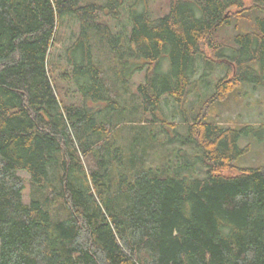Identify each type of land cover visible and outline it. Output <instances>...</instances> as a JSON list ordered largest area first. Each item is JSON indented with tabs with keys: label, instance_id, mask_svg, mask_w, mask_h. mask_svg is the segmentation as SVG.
I'll use <instances>...</instances> for the list:
<instances>
[{
	"label": "trees",
	"instance_id": "1",
	"mask_svg": "<svg viewBox=\"0 0 264 264\" xmlns=\"http://www.w3.org/2000/svg\"><path fill=\"white\" fill-rule=\"evenodd\" d=\"M122 1L0 0V264H264V166L234 165L246 151L240 134L252 127L200 114L186 124L194 152H183L192 162L146 166V144L125 156L110 115L87 108L98 100L116 105L111 97L120 96L93 60L95 28L121 63L145 69L137 88L144 111L164 97L185 104L205 65L221 72L208 103L243 83L264 86V0H169L159 17L136 0L129 29L112 33L99 19ZM244 14L251 30L231 42L215 39ZM66 17L80 29L59 72L51 54ZM54 73L72 77L79 104L61 101ZM20 171L31 186L49 188L43 198L24 201ZM55 197L64 218L50 211Z\"/></svg>",
	"mask_w": 264,
	"mask_h": 264
},
{
	"label": "rangeland",
	"instance_id": "2",
	"mask_svg": "<svg viewBox=\"0 0 264 264\" xmlns=\"http://www.w3.org/2000/svg\"><path fill=\"white\" fill-rule=\"evenodd\" d=\"M107 0H85L86 3H95L98 6L106 5ZM142 7L144 4L153 17H159L166 14L169 10V0H137ZM246 5L250 0H245ZM121 7L115 14L101 16L99 22L102 26L109 27L112 33H117L122 27L129 29L128 25V7L132 6L136 0H123ZM144 2V4H143ZM143 4V5H142ZM142 5V6H141ZM252 19L249 14L240 15L232 18L227 25L221 26L214 34L215 39L221 42H231L232 37L243 30L253 28ZM80 23L69 17H66L57 34L52 49L51 60L60 64V70L64 68L65 48L72 44L79 34ZM124 25V26H123ZM98 28L89 32L91 38V48L93 60L99 61L103 66L105 76L108 78L111 94L117 89L120 98L111 97L116 103L108 104V101H91L88 109H97L110 115L109 125L115 127L111 135L117 137L119 146H123L124 155L136 156L141 153L143 143L146 144L144 153L140 155L145 165H161L164 160L173 161L175 165L183 161H193L191 158H185V151L191 155L194 152L193 142L187 140V126L193 118L200 114L206 115V120L217 122L220 125L233 128L252 127L251 130L242 132L238 140V145L245 148L246 151L234 161L235 167L257 168L264 166V86H254L253 84L243 83L233 92L227 94L225 98L217 103H208L210 94L213 92V86L221 76L220 70L211 72L209 67L207 71L198 74L197 86L193 89L192 95L181 105L167 97L162 99L161 106L152 111H144L138 95V85L144 81L145 69L132 71L134 61L121 63L117 53H115L104 33ZM207 55H210L206 49ZM52 63V61H51ZM63 66V67H62ZM167 68V63L164 66ZM53 80L59 94V98L64 104L80 103V94L72 77H61L53 74ZM116 93V92H115ZM110 94V93H109ZM109 98V97H108ZM169 100V101H167ZM167 101V102H164ZM176 125L172 128L170 125ZM114 137V138H115ZM115 145V146H117ZM117 146V147H119ZM134 147L136 150L134 151ZM182 152H180V151ZM138 151V152H137ZM191 152V153H190ZM184 154V155H183ZM168 158V159H167ZM233 169L232 173H236ZM19 175L26 182L23 191L24 201H28L32 196L40 195L44 197V192L49 188L37 189L30 185L29 176L20 171ZM58 186V183L55 184ZM36 186V185H35ZM50 211L56 218H64L67 212L58 198H53L50 202Z\"/></svg>",
	"mask_w": 264,
	"mask_h": 264
}]
</instances>
